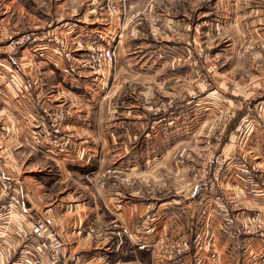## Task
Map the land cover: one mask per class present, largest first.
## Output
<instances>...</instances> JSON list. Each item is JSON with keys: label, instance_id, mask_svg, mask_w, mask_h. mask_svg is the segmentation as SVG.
<instances>
[{"label": "crops", "instance_id": "obj_1", "mask_svg": "<svg viewBox=\"0 0 264 264\" xmlns=\"http://www.w3.org/2000/svg\"><path fill=\"white\" fill-rule=\"evenodd\" d=\"M104 1L49 0L51 6L47 14H52L50 11L54 7L57 15L45 21L43 18L41 19L38 10L33 15L25 8L13 10L10 6L0 19V35H2L0 36V55L8 61V70L11 73L14 72L12 87L15 90H12L9 85L6 86L9 96H12L17 104L22 105L21 100L15 98V92H20L22 89L29 100L38 103L39 108L44 103L65 108L68 118L63 124V129L71 140L70 152L67 150L53 152L52 156L37 152L28 144L27 134L20 131L19 122L14 117L12 103L0 98V178L9 179L14 192L22 200L21 208L15 214L11 226L6 228L0 222V264H24L21 252L34 245V240L29 236L27 229L38 220L45 221L52 233L65 244L64 253L58 264H85L91 259H98L100 264L192 263L194 252H188L182 261L173 263L165 256L156 257L150 252L139 250L130 242L122 229L127 227L134 231L139 221L144 217L147 207L154 206L159 215V221L151 239L166 240L182 235L189 237L188 233L182 232L185 230L184 227L176 225L175 217L181 215L180 212L186 207L187 201H192L197 196L201 186H195L191 191L180 195L179 198L165 202H160L154 193L150 194L147 190L150 196L141 200V196L136 195V193L139 194L140 187H133L128 182H123L122 175H127L128 179L139 175L140 158L149 153V146L152 145L153 140L158 138L150 128L154 127L155 129V124L160 127L163 124L151 123L148 120L149 116L155 115L151 113L153 107L149 108L139 104L130 105L122 112L121 120L114 124L117 125L115 126L117 129L121 130L115 136L108 132L112 124L107 120L106 111L109 109L107 100L117 94L120 96L125 87L131 89V95L137 96V88L131 86L137 83V87H140L141 83L142 85L147 83L149 75H154L149 73L150 67L163 63L160 58L165 59V64H173V60L182 54L193 55L194 51L200 47L201 43L198 41L200 35H197L194 42L188 45L167 47L172 54L168 60L161 51L149 49V45L142 41L146 39L145 36L139 37L133 29L123 28L119 21L120 18L116 16L117 19H115L109 14L108 4L106 6ZM141 1L125 0L124 5L126 8L128 6L130 12L147 11V9L139 7ZM146 2L147 7L150 1ZM201 3L203 4V2ZM42 5L39 7L41 8ZM64 7H70V14L65 12L67 10ZM213 7L209 11L212 15L216 14L221 21L227 22V24L231 23L228 27H231L236 34V37L232 35L231 45L234 48H238L247 40L256 37L261 41L264 40V0H218ZM80 11L84 12L83 18ZM69 15L71 17L67 18ZM66 18L67 20H64ZM59 19L61 22H58ZM27 29H40L36 32L40 37L49 34L47 32L59 34L73 43L72 45L78 52L86 53L88 57L82 58L75 55V58L70 60L58 54L57 60H51L49 57H38L34 49L14 47L8 33L10 31L20 33ZM119 35L122 36V40L118 45ZM138 39L142 45H145L142 46L144 51H137L141 46L134 44L133 41ZM96 43L117 45L115 71L110 66L100 70L89 67V49ZM261 52L260 54H263L264 50ZM258 58L259 65H264V57L258 55ZM187 69H185V73H187ZM187 74L185 76H189L191 73ZM257 79L258 83L255 86L257 89L259 88V91H253L263 97L257 100L253 107L258 108V118L256 121H250L247 130H244L242 136H238L236 142L229 138L230 144L227 148V155H233V158L238 160L241 156L245 162L248 160L249 163H246L245 167H242L243 169L236 167V169L227 171L220 189L224 201L220 206L214 204L208 215L209 219H212L210 232L215 236L216 249L222 255L223 264H264L262 261L264 232L248 234L245 231L244 223L245 218L251 216L264 220V71H259ZM36 81H39L38 86L34 85ZM111 84L112 87L109 89ZM195 85L197 84L191 85V91L185 92V96H187L183 98L185 99L183 101L185 102V108H183L185 112L192 108L196 113L204 110V90L195 89ZM249 86L250 93L251 83ZM149 92L151 91L149 90ZM101 95H103L102 98ZM149 95L144 96L150 97ZM186 98L190 100H186ZM193 101L195 106H190ZM95 109L104 114L99 120H91V112ZM183 116L181 114L178 119H175L170 113L168 124H165L167 129L175 130L177 126H183L184 123L176 122ZM104 117L105 119H103ZM236 129L239 130V127ZM236 143L242 144V149ZM118 144L131 145L133 150L138 147L142 149L134 150V154L119 163L118 168L113 169L110 167V163L115 158L119 159L125 155L123 152L116 154L112 152L110 146H118ZM24 147L33 149L35 154H40L43 160L54 163L59 168V173L51 174L52 177L48 181L47 177L39 178L33 174V169L37 167L31 169L28 167L23 170L21 162L25 155ZM28 159L26 158L24 162H27ZM255 160L259 161L258 164L263 167L254 172L262 189L255 190L257 195L255 194V198H250L249 195L248 197L244 196V186L239 185L238 180H243L242 177L250 173L248 164L251 165ZM256 165L254 163L253 166ZM105 167L108 169L106 170ZM62 169L67 170L65 171L67 178L64 177ZM105 170L109 175L103 174L102 178L106 176L107 179L105 185L102 186L98 184V179ZM119 171H126V173ZM79 172L83 178L86 177V183H78L72 178ZM69 176L74 182L72 186L66 184L71 180L68 178ZM237 195H243L241 197L245 198L246 201H243L246 202L245 205H235V199H238ZM253 200L255 203H252ZM252 212L255 213L252 214ZM227 216L232 218L233 222L235 220V229L233 228V230L236 235L234 236H227L224 233L222 224ZM43 256L46 257L45 252ZM43 264L48 263L43 261Z\"/></svg>", "mask_w": 264, "mask_h": 264}, {"label": "rangeland", "instance_id": "obj_2", "mask_svg": "<svg viewBox=\"0 0 264 264\" xmlns=\"http://www.w3.org/2000/svg\"><path fill=\"white\" fill-rule=\"evenodd\" d=\"M68 1L72 2L74 0ZM108 1L114 2L118 6L119 13L113 17L117 16V18H120L119 21L123 28L133 29L139 37L145 36L146 39L142 41L149 45V49L151 51H161L166 55L168 60L172 54L171 50L167 47H177L182 44L188 45L194 42L197 35H200L198 39L201 43L200 47L194 51L193 55L182 54L179 58L177 57L178 59L175 58L173 60V64H165V59L160 58L163 63L150 67L149 73L154 75H149L147 83L144 85L141 83L140 87H137V83L131 86L132 88H137V91L142 93L137 92V96L131 95V89L125 87L122 89L123 93L120 96L117 94L107 100L110 110L107 109L106 111L107 120L112 124L108 132L116 136L121 130L117 129L115 127L117 125L114 124L116 121L121 120L122 112H124L126 107L136 104L146 105L149 108L153 107L151 113L155 115L149 116L148 120L151 123L158 122L159 124H163V126L160 124L161 127L155 124V129L154 127L150 128L153 133L157 134L158 138L153 140L152 145L149 146V153H146L143 158L139 157V175L134 178L130 177L129 179L127 175H122V180L125 183L128 182L133 185V187H140L138 189L139 194L136 193V195L138 197L141 196V200L146 199L148 195L150 196V194L154 193V196L159 198L160 202L179 198L180 195L191 191L193 187L201 186L197 196L192 201H187L186 207L180 212L181 215L175 217L176 225L184 227L185 230H182V232L189 234V237L182 235L175 238H183L188 242H193L202 224L203 226L206 225V219L209 218L208 215L218 200L217 198L221 200V204L224 201V196L220 192V189L221 182L224 181L227 171L229 169L233 170V168L236 169V167H245V164L249 163L248 160L245 162L241 156L239 157L240 160H238L237 158L234 159L233 155H227V148L230 144L228 139H234L236 142L238 136H242L244 130H247L250 121H256L258 118V108L255 109L253 107L256 105V101L263 97L259 96L258 93H254L253 90L259 91V88L257 89L255 84L258 83L257 76L259 71H264V65H259L258 63V55L264 57V53L260 54L264 50V40L261 41L256 37L255 39L247 40L241 46L239 45L240 48L239 46L238 48H234L231 42L232 35L236 37V34L232 31L231 27H228L231 23L227 24V22L221 21L216 14L212 15L209 12L214 8L213 6L218 0H211L209 2L207 0H149L150 3L147 7V0H142L139 7L147 9V11L142 10L141 12H130L128 6L126 8L124 5L126 3L125 0H118V2H115V0H105L106 6ZM42 2L45 3L42 5ZM40 5H42L41 8L39 7ZM10 6L13 10L25 8L27 11L32 12L33 15L38 10V14L44 21L57 15L56 8L53 5L54 11L51 10L50 13L52 12V14H47L51 6L49 0H0V19H2L4 11H8ZM64 8L67 10L65 12L70 14V7ZM83 13L82 11L81 17L84 16ZM70 17L69 15L67 18ZM113 17L111 18L113 19ZM67 18L64 20H67ZM58 22H61L60 19ZM56 23L57 21L54 26ZM37 31H40V29H27L20 33L10 31L8 37L11 38V44L14 47L34 49L35 54L40 58L49 57L51 60H57L58 54H62L63 57L70 60H73L75 55L82 58L88 57L86 53L78 52L76 47L72 45L73 43L59 34L57 35L69 44V52L63 53L58 48L54 46L49 47L48 45L34 47L32 45L20 46L16 44L22 36L27 34L35 35ZM47 33H49L47 36L53 34L51 32ZM133 42L141 46L137 51L145 50L142 47L145 45H142L139 39ZM246 60H248L247 63H245ZM110 67L113 70L114 68L116 69L117 56L115 65ZM182 67L188 68L186 72L191 74L185 76L188 74L184 72L185 69H180ZM189 70L190 72H188ZM180 76L184 77L181 78ZM250 79L251 82H249ZM250 83L251 89L249 93L248 88L250 87ZM192 84H197L195 85V89L204 90V110L202 112L196 113L194 108L187 110V112L183 109L185 108V102H183L185 100L183 99L185 92L191 91ZM13 85L14 83L12 85L9 84L10 88L15 90L12 87ZM111 87L112 84L108 88L111 89ZM144 90L145 92H143ZM126 92L128 93L126 94ZM147 94H150V97L144 96ZM200 95L202 94L200 93ZM102 96L100 97L102 98ZM187 99L190 100L189 98ZM194 101L190 103V106H195ZM187 108H189L188 105ZM170 113L175 119H178L181 114L184 115L181 120L176 121L184 123V125L177 126L175 130L167 129L168 127L165 124H168L167 121L169 120L168 116H170ZM101 115L104 116L98 109H95L91 112V120H99ZM236 127H239V130ZM164 128L166 129L164 130ZM20 131L22 130L20 129ZM238 143L236 145H239L242 149V144ZM110 147L112 152H115L114 154L118 152L125 153L123 157L119 158L120 161L115 158L110 163V167L113 169L118 168L119 163L124 162L123 160L134 154V150L142 149L138 147L133 150L132 146L128 144H118V146L113 145ZM116 148L117 150H115ZM32 150L29 147H24L23 153L25 155H23L24 157L21 162L23 170L28 169V167L29 169L37 167L33 169V174L39 176V178L47 177L48 181L52 177L51 174L59 173L60 170L54 163L45 161V159L43 160L40 154L37 155ZM236 157L238 156L236 155ZM26 158L29 159L27 162H24ZM258 162L255 160L252 161L251 165L248 164L250 173L245 174L242 177L243 180H238L240 182L238 184L244 186V196L248 197L249 195L250 198H255L257 195L255 190L262 189L261 183L257 181L258 178L254 173L258 168H263ZM254 163L257 165L253 166ZM105 169L107 170L108 168L105 167ZM106 170L100 174V178L98 179V184L102 186L105 185V180L107 179L106 176L102 178L103 174L109 175L106 173ZM63 171L64 177L67 178L65 174L67 170ZM119 172L126 173V171ZM76 174L73 175L71 173L73 175L72 178L77 180L78 183H86V177L83 178L81 172ZM68 178L71 179L70 176ZM66 184L72 186L74 182L71 179ZM248 190H250V193H248ZM237 196L238 199H235V205H245L246 202L243 201L246 200L241 197L243 195ZM252 203H255V201L253 200ZM148 211L150 209L147 207L145 215ZM143 218L138 224L142 223ZM226 219L230 221L234 233L235 220L233 222L232 218L225 217L222 227L224 228L227 224ZM201 220L202 222H200ZM211 221L212 219H209V231H211ZM244 223L246 225L245 231L248 234L264 232V220L252 218L251 216L246 217ZM224 233L230 236L225 231Z\"/></svg>", "mask_w": 264, "mask_h": 264}, {"label": "built area", "instance_id": "obj_3", "mask_svg": "<svg viewBox=\"0 0 264 264\" xmlns=\"http://www.w3.org/2000/svg\"><path fill=\"white\" fill-rule=\"evenodd\" d=\"M108 10L111 16L119 13V8L114 2L108 1ZM122 36L119 35L117 44L121 43ZM16 44L32 45L34 47L45 45L54 46L61 52H69V44L57 34L40 37L35 35H24ZM117 46V45H116ZM116 46L93 44L89 49L90 65L95 70H100L107 66H114L116 63ZM57 50V51H59ZM59 51V52H60ZM61 54V53H60ZM62 55V54H61ZM14 74L8 70V61L0 57V98L9 101L13 106L15 119L19 122V128L28 136V144L38 152L52 156L53 152L69 151L71 140L64 132L63 124L68 118V112L61 106H52L44 103L41 108L38 103L29 100L27 94L15 92V98L20 99L22 105L17 104L15 99L10 97L6 86L12 85L14 82ZM34 85H39V81L34 82ZM26 96H25V95ZM215 202L216 205H222L221 200ZM22 200L18 194L14 192L13 185L9 179L0 178V222L3 226L9 228L15 214L20 210ZM148 213L138 224L134 231L127 227H123L122 232L127 235L132 244L137 246L139 250L150 252L153 255L165 256L166 259L173 263L180 262L184 259L188 252L193 253L191 264H223V259L220 251L216 249L215 236L208 229V220L206 225L200 227L196 233L193 242H188L183 238H167L151 239L156 232V227L159 221V215L154 206H148ZM203 220V216L201 217ZM227 218V217H226ZM202 220L200 222H202ZM224 230L227 234L233 235L232 226L228 219ZM29 236L33 238L34 245L23 249L21 252L24 264H43V261L48 264H58L64 253L65 244L55 234L52 233L47 223L43 220H38L27 229ZM24 232V230H23ZM46 253V257L43 253ZM46 258V260H44ZM264 261V257L262 258ZM85 264H100L98 259H91Z\"/></svg>", "mask_w": 264, "mask_h": 264}]
</instances>
